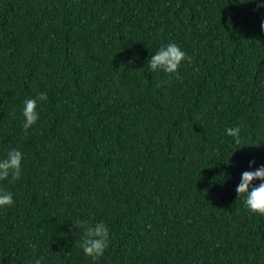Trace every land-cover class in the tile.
Wrapping results in <instances>:
<instances>
[{
	"label": "trees",
	"instance_id": "trees-1",
	"mask_svg": "<svg viewBox=\"0 0 264 264\" xmlns=\"http://www.w3.org/2000/svg\"><path fill=\"white\" fill-rule=\"evenodd\" d=\"M241 2L0 0V155L25 153L0 264H91L78 219L109 226L98 264H264V216L235 192L264 163V8ZM168 41L179 78L147 71Z\"/></svg>",
	"mask_w": 264,
	"mask_h": 264
},
{
	"label": "clouds",
	"instance_id": "clouds-1",
	"mask_svg": "<svg viewBox=\"0 0 264 264\" xmlns=\"http://www.w3.org/2000/svg\"><path fill=\"white\" fill-rule=\"evenodd\" d=\"M244 2H255L257 7L264 8V0H243L241 3ZM260 28L261 31H264V19L260 22ZM138 58V54H134L129 63ZM187 59L186 51L177 42L161 43L151 53L150 59L147 60V71L149 73H163L168 79L173 76L179 78V69L182 62ZM47 100L48 93L46 91L38 92L35 96L23 99L19 112L22 118V128L25 131L31 129L40 120L42 104ZM224 131L225 135L232 138L234 145L239 146L241 144L239 127L230 126ZM241 148L237 147L236 150ZM230 157L227 163H230ZM24 159L25 153L16 146L9 147L6 152L0 155V209L11 208L16 202L15 193L6 185H14L22 180ZM235 192L237 197L242 200L246 212L264 216V163L257 165L255 158L249 159L247 168L240 172ZM70 229L82 230V237L76 242V247L82 251L85 258H90L91 264H98L109 247V226L103 220L93 223L85 219H78L71 225ZM33 255H35V250H33ZM31 264H47V259L44 256H37L31 261Z\"/></svg>",
	"mask_w": 264,
	"mask_h": 264
}]
</instances>
